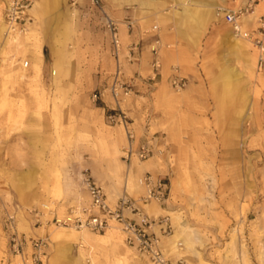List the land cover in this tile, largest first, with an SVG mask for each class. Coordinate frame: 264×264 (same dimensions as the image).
Listing matches in <instances>:
<instances>
[{
  "label": "rangeland",
  "instance_id": "obj_1",
  "mask_svg": "<svg viewBox=\"0 0 264 264\" xmlns=\"http://www.w3.org/2000/svg\"><path fill=\"white\" fill-rule=\"evenodd\" d=\"M9 1L0 0V18L6 24ZM147 1L100 0L98 7L92 0H43L35 13L29 8L28 18L15 29L20 42L3 49L0 41V264H23L11 250L10 214L16 216V233L46 240V262L53 257L56 264L67 253L59 245L72 242L66 264L76 259L88 264H152L126 243L117 224L105 232L69 227L72 235L60 242L50 234L63 227L55 215L63 217L71 207L90 203L86 176L100 177L103 187L107 179L112 191L104 190L114 204L124 192L144 196L140 178L148 172L169 183L165 202L149 200L143 207L151 217L169 218L171 234L162 236V242L173 264H264V74H257L262 81L250 78L249 55L245 61L227 55L224 35L229 24L223 17L203 19L202 7L194 5V20L200 24L189 38L183 37L176 32V2ZM50 3L54 6L48 8ZM221 4L246 14L254 10L255 22L248 30L264 20V0ZM124 10L136 13L144 34L154 32L153 24L160 27L164 78L149 79L150 66L136 72L124 64L123 79L132 90L122 95L119 109L111 92L116 62L105 15L118 23L120 52L126 56L135 29L127 25L131 14L120 17ZM66 27L67 38L62 33ZM52 43L63 54L57 64ZM244 44L257 58L252 42L246 38ZM176 51L177 57L166 64L167 53ZM228 67L235 70L232 90L245 93L238 114L223 113L219 107ZM253 68L258 71L256 59ZM175 69L187 79L182 89L168 81ZM134 75H140L136 84L128 81ZM95 92L104 93V99L95 101ZM114 110L126 114L135 147L149 143V157L126 159L127 128L107 117ZM143 164L147 171L140 173ZM22 221L28 229L21 227ZM114 230L119 233L114 235ZM108 232L107 241L95 245L82 238L83 233L98 238ZM26 250L30 253L31 246Z\"/></svg>",
  "mask_w": 264,
  "mask_h": 264
},
{
  "label": "built area",
  "instance_id": "obj_2",
  "mask_svg": "<svg viewBox=\"0 0 264 264\" xmlns=\"http://www.w3.org/2000/svg\"><path fill=\"white\" fill-rule=\"evenodd\" d=\"M96 6H101L100 0H92ZM32 0H10L5 10V19L7 25L16 29L23 25L28 18V10ZM224 13V20L229 24L235 33L247 38L252 42L257 50L256 67L258 72L264 74V20L260 19V25L253 29H245L242 23L243 9L238 10L228 8H218ZM245 10H248L246 8ZM105 24L112 38V53L118 57L121 51V42L119 36L118 23L109 15H105ZM22 30V28H21ZM152 72L149 76L155 80L161 67V58L158 48L153 49ZM28 66V61L25 62ZM171 83L177 89H182L187 85V79L180 76L175 69L171 76ZM131 83L125 81L121 75V69L118 65L113 77L111 86L112 95L120 109V98L131 92ZM102 92H95L93 99L99 100ZM108 119L111 122L122 123L127 128L129 143L126 149V159L137 156L139 159H145L151 155L152 149L148 142L140 143L134 146V132L129 129V122L126 114L121 110H114L108 113ZM84 186L88 192L90 203L87 206L71 207L63 217L54 216L56 223L63 226L73 227L75 229H88L94 232H105L113 224H117L125 235V241L132 247H135L143 255L147 256L152 264H173L164 252L162 236L171 234V224L169 218L151 217L144 212V207L149 200L165 202L169 196L170 187L165 177L154 176L146 173L140 178V182L146 187V194L139 198L123 194L119 197L115 205H112L104 190L92 176H86L83 180ZM128 213L136 214V217ZM15 214H10L7 218L8 229H10V244L12 252L20 255L23 264H47L46 246L44 238H27L14 230ZM162 223V232L155 229L156 224ZM31 246V252L26 250Z\"/></svg>",
  "mask_w": 264,
  "mask_h": 264
},
{
  "label": "bare ground",
  "instance_id": "obj_3",
  "mask_svg": "<svg viewBox=\"0 0 264 264\" xmlns=\"http://www.w3.org/2000/svg\"><path fill=\"white\" fill-rule=\"evenodd\" d=\"M42 1L43 0H35L33 5H32V7L30 8V11L35 13L38 10V8L40 7V3ZM174 1L176 2V9L174 11V20H175V24H176V28H177L176 32H177V34H179V35H181L183 37H188L189 38L190 37V30L192 28H195V26H197V24H200V21L198 22L197 20H194V18H195V11L193 9L194 5L202 7L200 9L201 10L200 15H201V17L203 19L213 18V19H218L219 20V19H221L224 16V13L222 11H218L217 8L219 7L221 9H224L225 6L222 5L221 3L225 2L226 0H174ZM139 2L141 4H144V5L145 4H149V2L147 0H139ZM52 5L54 6V4H51V3L47 4V7L51 8ZM254 14H255L254 10L252 12H249L248 14H246L245 12L242 14V18L241 19H242V23H243V26H244L245 29L247 27H250L255 22V15ZM20 33H21V31H20ZM62 33L65 35L66 38L70 34L68 32V28L67 27H66V29H64L62 31ZM64 35H63V39L65 38ZM19 36L20 35L18 33H16L15 29H11L10 27H8V25L4 21V18L1 17L0 18V41L3 44V49L5 47L13 45V44H15L17 42H20L21 39H20ZM29 36L30 35H25L24 38H29ZM224 37L226 38V41L229 43V46H228L229 47V52L227 53V55L229 53H232L237 58H241L244 61L246 60V56L249 55L251 57V59L249 61L247 60L248 63H249L248 66H247L248 75L252 79H254V77L257 76V78L262 81L260 76L257 75V74H262V73L254 70V68H253L256 58H255L253 53H250L248 51L249 49L244 44L246 38L241 36V35H239V34H237V33H235L234 30L232 29V27L229 26V25H227V27L225 29ZM38 52L40 54V57H39L38 60L41 61L42 60V56H41L42 51H41L40 47H39ZM52 56L54 58V64H57L58 61H60V59L63 58L62 51L59 48H57L53 43H52ZM226 60L228 62L229 61V57H227ZM227 69H228L229 75H228V77L225 78V80H224V82L222 84L223 95H222V97L220 99L219 107H220V111L223 112V113H237L238 114L241 111L240 109L242 108V107H240V109H239L238 106L242 102V100H243V98L245 96V93H244V90H239V91H233L232 90V88H231V80H232V76L235 74V70L232 69V68H229V67ZM237 117H238V115H236L234 118L235 119H240L239 117L238 118ZM240 117H242V116H240ZM153 165H154V163H153ZM46 208H48V206H46ZM20 225H21L22 228H25V229L29 228L28 223L25 222V221H22V223H20ZM63 227H64V229H62ZM63 227L61 229L59 228L60 230H58V231L55 230V232L52 229L50 230V234L53 235L52 237H53V239H55V241L58 240V242H60L61 239H64V238L68 237L69 235H72V234H70L71 230L67 229V228H69L68 226H63ZM71 228H73V227H71ZM109 231H111V230H109ZM112 232H111V234H112ZM109 233L110 232L98 235V238H95V239L90 237V236H88V235H85L83 233L84 237H82V238L86 242L85 244L95 245V243H97L99 241H101V242L107 241V238H109V236H108ZM114 233H115V230H114ZM118 233H115L114 235H116ZM108 241H109V239H108ZM106 245H108V244H106ZM59 247H61L63 252H67V253H68V250L70 249V247L66 246V244L65 245L64 244H60ZM13 264H15V263H13ZM47 264H54L53 257H50L48 259ZM79 264H88V262L82 260L81 263H79Z\"/></svg>",
  "mask_w": 264,
  "mask_h": 264
},
{
  "label": "crops",
  "instance_id": "obj_4",
  "mask_svg": "<svg viewBox=\"0 0 264 264\" xmlns=\"http://www.w3.org/2000/svg\"><path fill=\"white\" fill-rule=\"evenodd\" d=\"M130 14H127V12L125 10L123 12H121V14H120V17H122V18H125L128 15H130L131 16V20H127L128 28L135 29V33H132V37H131V41L132 42L130 43V45L128 47V54H126V56H123V55H121V52H120L118 57L114 56L115 57V62H116V69H117V67L119 65L120 69H121L122 78H123V69L122 68H123L124 64L131 65L134 68L136 67L135 68L136 72L138 70H140L141 68H143V67L148 68L150 66V68H152V61H153V56H154L153 49L154 48H158L159 54L161 53V51L163 49V45L161 43V37L159 35L160 27L157 24H153L152 29L154 30V32H149L147 34H144L142 32V30H141L140 25L136 24V18H134L136 16V13H134L132 11ZM119 35H120V28H119ZM111 46H112V40H111ZM167 55L169 56V58L168 57L166 58V64H168L170 59H172L174 57H177L178 51H176V52H168ZM43 64H44V53H43ZM163 70H164V66L161 65V67H160V69L158 71L157 77H156V79L159 80V81H162L163 78H164ZM171 75L168 77V81L170 83H171ZM139 78H140V75H138V76L134 75V78H130L129 77L128 81H131L132 83L136 84V83H138V79ZM149 79H150V77H149ZM154 83H156V81H154ZM104 95L105 94L103 93L101 99H104ZM145 162H146V160L144 161V163ZM146 171H147V164H143V165H141L138 168V172H140V173L141 172L145 173ZM92 178L94 180L98 181V179L100 177L99 178H95L94 176H92ZM103 180L105 181L103 183L105 189H107V191L110 193V191H112V184L105 178H103ZM124 189L125 188H122L121 191L124 192L125 191ZM126 189L128 190L127 185H126ZM118 192L119 191H116V193H118ZM123 194H126V192H124ZM123 194H121L120 196H122ZM120 196H118V198L115 200L114 204H112V205L116 204V202H117V200L119 199ZM155 209L158 210L157 208H155ZM128 214L130 216L136 217V214H131V213H128ZM163 226H164V224L158 223V224H156L155 229L157 228L158 231L162 232V227ZM171 237H172V235L170 237H168L167 241H170ZM92 238H94V237H92ZM66 246L70 247V249L68 250V253L65 252L66 256H64L63 258L58 260L56 262V264H66L65 262L70 259L71 253H72L71 251H72V249H74V244L69 242V243H66ZM126 249H130V250L135 249V250H137L135 247H133V249H132V247H128V246H126ZM72 260L74 261V258ZM79 263H81V261L76 259L75 260V264H79Z\"/></svg>",
  "mask_w": 264,
  "mask_h": 264
}]
</instances>
